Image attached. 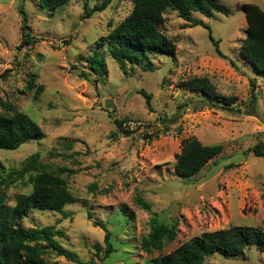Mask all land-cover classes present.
Instances as JSON below:
<instances>
[{
  "label": "rangeland",
  "instance_id": "1",
  "mask_svg": "<svg viewBox=\"0 0 264 264\" xmlns=\"http://www.w3.org/2000/svg\"><path fill=\"white\" fill-rule=\"evenodd\" d=\"M221 1L230 10L228 16H193L211 27L224 58L208 30L183 29L185 22L171 13L166 30L176 56L154 58L152 71L129 65L122 71L100 40L128 17L132 0H113L91 19H83L84 0H71L54 13L42 10L40 0H0V115L13 106L36 120L44 133L40 142L17 151L0 150V174L39 153L45 163L66 170L64 177L79 199L66 206L68 219L34 212L23 221L26 228L55 226L63 231L59 242L79 260L50 250L48 264H89L95 259L94 247H106L105 231L95 222L113 231L116 250L105 261L96 258L97 264H148L206 232L231 226L264 231V157L253 152L264 143V74L240 53L247 29L241 8L255 4L264 10V0ZM22 9L35 38L31 46L24 44ZM95 50L106 56L103 78L87 63ZM204 77L219 94L236 99L231 111L194 107L207 99L191 92L187 82ZM32 80L36 86H30ZM37 86L44 87L40 96ZM141 90L153 95V111ZM115 120L124 121L133 134H119ZM154 132H160L158 138L143 139ZM190 138L224 150L199 175L185 180L174 166L183 141ZM29 190L22 181L12 184L7 203L14 204L16 194ZM137 195L151 204V212L136 205ZM154 218L178 222L179 234L163 252L147 254L141 242ZM206 264H264V252L253 245L241 256L217 255Z\"/></svg>",
  "mask_w": 264,
  "mask_h": 264
},
{
  "label": "trees",
  "instance_id": "2",
  "mask_svg": "<svg viewBox=\"0 0 264 264\" xmlns=\"http://www.w3.org/2000/svg\"><path fill=\"white\" fill-rule=\"evenodd\" d=\"M71 0H40V8L54 13L68 5ZM85 16L91 19L96 14L105 12L113 0H84ZM95 2L93 8L89 4ZM247 29L246 38L241 44L240 53L246 62L256 71L264 74V10L255 4H244ZM171 13H177L185 22L183 29L204 27L209 32V39L213 42L220 57H225L220 48V41L213 37L210 26L196 19L193 13H199L212 18L215 13L228 16L230 10L221 0H132V10L107 37L102 38L106 43L107 54L125 71V65L141 67L144 71H152L153 60L161 56H176L177 47L166 30V20ZM24 44L33 45L35 38L31 35V28L27 25L28 18L23 11ZM102 46V45H101ZM106 56L95 50L92 58L87 60L89 68L103 78L105 73ZM86 77L85 74H83ZM30 86H36L32 80ZM190 91L203 95L207 100L194 104L196 109L205 107L231 111L235 98L219 94L209 78H194L187 82ZM40 96L44 87L37 86ZM150 111H153V95L141 90ZM254 95L250 106L255 104ZM7 108V106H6ZM11 112L0 115V150L17 151L23 145L40 142L44 138L40 126L30 116L16 112L13 106H8ZM115 124L123 134L129 137L133 134L130 128H124V121L115 120ZM166 133V132H164ZM117 137V134H114ZM160 132L144 134L143 139L149 142L158 138ZM181 153L176 157L174 171L182 179H192L199 175L206 166L223 153V146L203 145L195 138L183 141ZM257 157H264V143L260 142L253 150ZM3 169V168H2ZM66 170L57 168L43 161L41 154L36 153L27 158L18 168L0 174V264H48L49 251L56 252L58 257L79 263L77 257L63 248L58 238L64 237V232L55 226L26 228L24 219L34 212H49L70 218L66 212L67 205L75 204L79 199L70 189L68 180L64 177ZM22 181L30 190L16 194L14 204L7 203L8 188ZM135 203L142 210L151 212L152 206L142 196L137 195ZM92 219V214H89ZM96 227L105 231V248L94 247L95 259L105 261L115 253L113 245V231L106 225L95 222ZM178 222L167 224L157 219L152 220L150 234L141 242V249L147 254L163 252L172 245L179 234ZM256 245L264 252V231L256 228L231 226L215 232H206L189 242H186L168 255H161L152 259L148 264H206L214 256L238 257L250 246ZM103 255V256H101ZM92 259L89 264H97Z\"/></svg>",
  "mask_w": 264,
  "mask_h": 264
}]
</instances>
